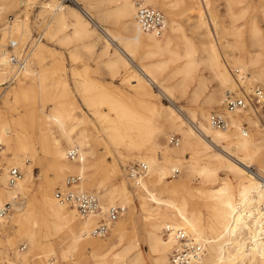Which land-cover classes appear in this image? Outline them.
Wrapping results in <instances>:
<instances>
[{"label":"bare ground","instance_id":"1","mask_svg":"<svg viewBox=\"0 0 264 264\" xmlns=\"http://www.w3.org/2000/svg\"><path fill=\"white\" fill-rule=\"evenodd\" d=\"M17 1L0 0V14L18 4ZM78 1L75 0L76 5L62 6L60 2L56 4L53 0L46 4V8L52 13V24L56 31L71 25L72 35H66L63 39L65 41L72 37L86 36L93 37V43L96 44L100 40L97 33L101 34L104 40L103 53L111 57L108 59L107 67L116 73L119 69L125 70L126 74L122 77V82L128 86L131 97L137 98L136 105L143 109L144 113L141 114L133 110L128 103L119 102L115 96L111 102L107 99L104 101L98 99L93 102L87 94L89 88L84 86L80 88V95L86 106L99 122L104 123L101 143L104 142L107 153L112 155L111 149L116 153H120V150H127V152L134 150L137 161L147 166L145 177L138 181L127 174L126 176L132 181L131 185L137 191L139 207L147 221L148 249L154 255L155 264H174L170 259L174 240L171 234L163 236L166 227L186 231L202 246L200 256L188 264H264V122L259 114L252 111L246 113L244 110L241 113L229 115L232 125L230 129L217 130L209 124L210 112L204 109L203 103H198L194 109L187 110V115L177 110L173 106L172 87L164 86L160 80V75L170 68L169 64L184 59L181 66L174 68L173 71L170 70L171 75L182 76L177 84L182 95L195 81L191 91V97L195 98L199 93L205 92L206 86L205 78L196 77L194 71L201 63H205L210 79L217 83V88L207 92L205 96L204 103L209 107L213 103L222 105L223 98L220 93L223 89H226L225 92L229 90L239 94L242 86L247 92L252 90L246 87L245 81L250 85L253 83V85L255 83L264 85V65L255 66L258 62L264 61V50L259 49L254 54L245 53L241 28L234 26V23L239 17H243L246 11H255L264 19V0H258L255 3L251 0L226 1V10L232 23L231 33L240 39L238 44L241 47L240 52L236 55L234 53L231 59L223 55L217 44L218 36L214 32L217 30V22L210 19L208 15L207 0H197L194 3L198 11L195 26L199 29L203 28L202 35L208 39L202 51L204 54L202 57H198L195 43L182 32V27L174 19V14L167 11L168 7L163 0H145L153 7L158 5L166 10L170 17L168 33L166 34L164 29L159 36L141 30L135 18L133 0H103L109 4L116 3V8L113 11H103L102 14L94 10L96 5L93 3L86 0ZM244 1H246L245 4L238 7ZM80 4L83 6L80 7ZM235 9H239V12ZM101 16H113L120 20L127 17L128 23L123 26L125 34L117 35L110 29L100 26L96 20H101ZM69 19H72V24ZM4 25L0 27L3 42L8 39L17 41L14 37H6V34L16 36L30 33L27 15L21 18L16 16L5 27ZM247 26L251 43L259 48L264 46V34L257 18H249ZM177 40L181 41V52L171 49L172 45H176ZM39 43H35L33 47ZM40 45L39 51L42 52L44 44ZM139 49L143 53L140 60L159 57L167 52L171 55L169 59L134 64L136 52ZM31 54L32 50L27 63ZM39 58L40 61L43 59L41 56ZM27 63L18 75L24 71ZM12 67L8 54L4 51L0 56V85L6 83L10 71L12 74ZM131 67L134 69L130 70ZM14 69L13 67V71ZM232 69L235 73L237 72V75L232 74ZM49 79L45 69H40L38 84L40 110L43 111L46 101H52L53 108L51 113L38 114L40 120L38 135L35 131L32 111L29 113L30 123L25 128L24 136H16L15 141L10 138L8 127L4 124L0 125V147L1 143L6 146L7 153H10L9 163L20 168L22 173L16 183L10 185L6 173L8 167L5 168V172L3 168L0 171V209L7 203L10 205L6 215L0 217V229L9 211L13 226V234L10 235L6 234L4 229L0 230V242L12 247L14 240L23 238L27 247L24 252L16 251L15 260L9 264H29L30 262H32L30 264H47L49 260H52L54 264H60V262L80 264L82 259H72V253L81 251L87 246L91 248L90 256L97 264H143L134 232L132 231L127 239L124 237L126 224L114 221L115 224L111 228V234L117 243L124 246L121 252H112L109 242L92 238L98 237L92 234V228L96 225V221L98 222V216H100L99 219L102 218L109 206H116L115 204L118 203L123 210H129V218L134 207L128 198L126 181L119 175L115 164L107 171L102 170L105 175L100 180H95L86 173L89 169H94L96 173L101 172L97 168V163L88 165L90 158L94 157L95 148L90 144L85 129L75 131L74 126H67L68 121L78 120L80 123L83 119L72 115L75 109L74 101L67 97L69 90L64 78L58 77L56 84L49 82ZM153 84L158 86L159 95L167 97L172 102L171 105L154 102L158 94L153 92ZM22 93L26 95L25 90H22ZM103 103L109 105V109L115 113L113 118L99 110ZM221 109L223 110L222 106ZM243 120L247 124H252L256 135L249 134V125L247 133L243 134L241 127ZM49 125H54L59 138L53 137L49 147H44L43 142L48 134H53ZM168 132L180 134L181 144L179 146L178 139V144H172L174 147L165 146L163 153L166 159L160 161L156 157L160 147L159 141ZM36 135L40 150L49 154L51 158L49 164L53 169L54 179H62L65 171L72 172V175L79 176L80 179L71 188L74 191L89 192L87 190L92 191L94 190L92 187L95 186L96 193H89L95 194L97 198L100 194L106 201V207L100 206L99 203L98 211L81 217L75 207L68 210L69 205L58 200L57 202L46 187L42 191L37 206L33 205L31 200H22V195H27L32 189L34 180L31 163H24L26 160L29 161V158L22 159V156H26L29 148H33L35 141L33 139H36ZM150 140L152 141L150 147L142 145V142ZM72 148H76L79 152L74 160L67 158V151ZM184 152L191 154L190 159L182 158ZM254 160H257L260 165L257 173L251 170ZM201 161L204 162L199 164ZM180 168L210 185L220 180L214 187H201L197 190L205 206L211 211L206 224L202 212L193 206L194 194L188 190V187L182 186V183L170 186L164 182L169 171L175 176ZM220 169H225L236 179V190H233L225 178H219ZM85 175L89 177L86 181L82 179ZM114 176H120V182L106 186V182H110ZM65 180L66 178L63 181L62 190L65 189ZM155 186H158V192H155ZM182 191L185 194H181ZM163 195L166 196L163 198ZM76 213L80 218L76 216ZM60 232L63 234L61 240L67 241V246L60 252V260H58L51 240L54 233Z\"/></svg>","mask_w":264,"mask_h":264},{"label":"rangeland","instance_id":"2","mask_svg":"<svg viewBox=\"0 0 264 264\" xmlns=\"http://www.w3.org/2000/svg\"><path fill=\"white\" fill-rule=\"evenodd\" d=\"M53 0H18V4L7 8L0 14V26L7 25L10 21H13L16 16L23 17L24 15L28 16V24L30 33L26 34H18V35H8L6 37H14L17 39L20 45H23L30 41V38L33 35L39 34L41 36V41L39 44L33 47L32 54L30 57L29 62L27 63L24 71L16 78V80L12 83H9L8 76L6 79V83L0 85V125L4 124L8 127L10 132V138L15 141V137H23L25 133V128H27L29 122V113L32 111L34 113V121H35V131L37 135L39 134V125L40 120L38 114L40 113H51L53 108L52 101L44 102V109L41 111V102L39 99V91H38V84H39V75L40 69H45V73L50 78L49 82L55 83L58 77L64 78L67 88L69 90L67 97L74 101L75 109L72 111V115L82 118L83 120L79 123L78 120L76 121H68L67 126L71 125L75 127V131L79 130H86L87 131V138L89 139L90 144L92 145L95 151L94 157L90 158L88 165H92L97 163V168L100 169L101 172H95V170H88L86 173L91 175L92 178L95 180H100L105 174L102 170L107 171L111 169L113 164L119 170V175L122 176L127 185L128 190V198L132 203L133 211L130 214L129 218V210H124L121 216L116 220L117 222L120 221L125 225V235L126 239L130 236L132 231L137 239L139 244V249L141 252V257L143 260V264H155L154 255L150 253L148 249L147 243V221L144 218L143 212L140 210L139 207V199L137 196V191L131 185V182L126 176V166L128 164L139 162L137 158L134 156L136 152L134 150L128 151L127 150H120V153H116L113 149H111V153H107L104 148V142L101 143L102 138V126L104 125L103 122H99L92 114L91 110L86 106L83 98L80 95V88L84 86L85 88H89L87 91L90 100L96 102V100H110L113 101L115 98L121 103H128L130 107L133 108L135 111H139L143 114V109L136 105L138 103L137 98L131 97V93L128 90V86L122 82V77L126 74L125 70L119 69V72L111 71L107 67L108 59L111 57L108 54L103 53V44L104 40L101 34L97 33L100 36V40L93 43V37H81V38H69L68 40H63L66 35H72V27L71 25L67 28L56 31L54 25L52 24V13L49 12V9L46 8L47 3H51ZM78 1V0H77ZM88 2L93 3L95 6V11L99 12L100 14L103 11H113L116 8V3H106L103 0H86ZM197 0H163L168 7L167 11H171L174 14V19L178 22L179 26L182 27V32L187 35L192 41L195 43L196 48L198 49V57H202L203 49L206 47L208 43V39L202 35L204 29L196 28V15L198 11L196 10L197 5L194 4ZM227 0H207L208 3V15L210 19H214L217 22V30H214L217 33V44L221 48V52L223 55L227 56L228 59L230 57L238 54L241 50L239 43L240 39H237L234 34L231 33V25L230 18L227 13L226 7ZM252 2H257L258 0H251ZM59 1L55 0L57 4ZM79 2V1H78ZM246 1L240 3L238 7H242ZM61 4V3H60ZM62 6H69L63 5ZM150 5V4H149ZM83 4H80L82 7ZM156 8L161 10L166 19V27L165 32L168 33V23L170 20L167 11L161 8L160 6L156 5ZM237 9V8H236ZM239 12V9L236 10ZM203 12V11H202ZM256 17L259 25L262 29V34H264V19L261 18L260 14L256 13L255 11H246L243 17H239L238 20L234 23L235 27L241 28L242 32V40L244 44L245 53L254 54L259 49L264 50V46L261 48L257 47L250 40L248 36V26L247 22L249 18ZM72 19H69L70 24H72ZM97 23L105 28L110 29L114 34L117 35H124L123 26L128 23V18L124 19H117L116 17H103L101 16V20H96ZM8 22V23H7ZM4 25V27H5ZM247 31V32H246ZM4 32V31H3ZM179 34V33H178ZM40 44H44L43 51L40 52ZM176 45H172V50H178V52L182 51V44L180 40H177L175 43ZM179 46L177 47V45ZM228 45V46H227ZM253 45V46H252ZM205 46V47H204ZM231 46V47H230ZM240 48V49H239ZM233 51V52H232ZM229 54V55H228ZM170 53H165L162 56H155L153 58H146L143 60L142 56L143 53L139 49L136 52L135 63L143 62L144 64L150 61H154L156 59H169ZM39 56L43 59L40 61ZM138 57V58H137ZM137 58V59H136ZM184 59H180L172 64H169L170 68L165 70L160 75V80L164 86L172 87V101L173 106L182 112L184 115H187V110H192L196 107L198 103L205 105L204 109L208 111L211 110H220L221 104L213 103L212 106L205 104V96L212 90L217 88V83L210 79L208 74V68L206 67L205 63H201L194 71V75L197 77L201 76L205 80V92L199 93L197 97H191V91L194 88L195 81L190 84L186 93L182 95L180 90L177 87L178 82L181 80L180 74L171 75V71L174 68L181 66ZM57 63V64H56ZM54 65V66H53ZM264 65V61L258 62L255 66L260 67ZM51 69V70H50ZM134 69L131 67L130 70ZM172 69V70H171ZM171 70V71H170ZM250 71V70H249ZM13 72V67H12ZM248 72V70H247ZM231 76V73H229ZM232 74L237 75L232 69ZM11 75V71H10ZM231 78H233L231 76ZM256 82V81H255ZM246 87L248 86L249 89H252L255 86H262L261 84L250 85L246 81L244 82ZM54 84V85H55ZM175 86V87H174ZM24 88V89H23ZM234 88V87H233ZM22 90L26 91V95L22 93ZM152 90L154 93H157V97H155L154 102L156 104L162 103L164 105H171L172 102L165 96L159 95V88L156 84L152 85ZM226 89H223L220 93V96L223 98ZM189 92V93H188ZM208 92V93H207ZM249 92V91H248ZM116 94V95H113ZM120 96V97H119ZM188 96V97H187ZM31 97V98H30ZM115 99V100H116ZM33 102H32V101ZM132 101V102H130ZM200 101V102H199ZM32 104V105H31ZM99 110L109 115L110 117H114L115 113L109 109V105L103 103L100 105ZM246 113L248 111H245ZM250 113V112H249ZM251 114V113H250ZM254 116V115H253ZM254 118H256L254 116ZM244 122V120H243ZM246 123V122H245ZM247 124V123H246ZM250 131L249 134L256 135L255 129L251 123H248ZM53 134H48L46 140L43 142L44 147H49L50 142L52 141L53 137H57L58 133L54 125H49ZM23 132V133H22ZM176 134L179 137V146H180V134L178 133H171L168 132L165 137L161 138L159 141L160 147L156 152V157L163 161L166 159L163 151L164 147H174L169 142V136ZM36 135V139L33 142V148H29L26 156H22L23 158H29V161H24L25 164L32 165V170L34 173V180H33V187L27 195H22V200L30 201L31 203L37 206L39 203V199L41 198L42 191L46 187L49 190V193L55 198V191L56 189H63L62 184L64 179L68 175H72V172L65 171L63 174V178L60 180L54 179L53 169L50 167V156L46 152H42L40 150V145L37 142L38 136ZM95 139L99 141H94ZM13 141V143H14ZM142 145L145 147H150L152 145V141H144ZM2 152L0 155V166L3 168V172H5V168L9 166H13L9 163L10 153H7L6 146L1 143ZM130 153L132 155H130ZM33 155V157H32ZM132 156V158L129 157ZM127 156V157H126ZM191 154L189 152H184L182 158L190 159ZM34 158V159H33ZM204 161L199 162L203 163ZM260 165L257 160L253 161V165L251 170L254 173L259 171ZM20 169V168H19ZM21 171V169H20ZM89 172V173H88ZM45 173V174H44ZM22 175V173H21ZM120 176H114L110 182H106V186H110L111 183H119ZM219 178L223 177L231 184L233 190L237 188L236 179L232 176V174L228 173L225 169H220L218 171ZM88 180L89 177L83 176L82 179ZM91 180V179H89ZM165 184L170 186L175 184L182 183V186L188 187V190L194 194L193 197V206L199 209L203 214V220L206 224L209 221L211 211L205 206V202L199 194L197 193L198 188L201 187H214L219 184V181H216L214 184L210 185L204 182L202 179L195 175H189L185 169L180 168L179 172L175 173V176L169 171L166 174L164 179ZM65 187V185H64ZM155 192H158V186H155ZM94 190H87L89 192L96 193L95 186L92 187ZM184 191L181 192L183 194ZM185 194V193H184ZM166 195H163V198ZM21 197V195L19 196ZM26 197V198H25ZM98 199L100 206L103 205L106 207V201L98 194ZM58 202V201H57ZM70 207H67L70 210L72 205L66 203ZM119 206L118 203L115 204ZM10 206V205H9ZM104 212V211H103ZM11 215L10 211L5 219L4 223L1 226L0 230H5L6 234L10 235L13 234V226L11 225V220L9 216ZM76 216L80 218L77 213ZM98 216V220H99ZM96 219V220H97ZM115 221V222H116ZM97 224V221H96ZM113 223L108 233L104 237H92L94 240L97 241H105L110 243V247L112 246V252H121L123 249L122 244H118L116 239L111 234V228L114 226ZM95 226V225H94ZM93 229V228H92ZM164 236V235H163ZM165 237V236H164ZM63 234L54 233L52 236V245L55 247V257L56 259L60 260V252L62 249H65L67 246V241H62ZM126 242V241H125ZM124 243V242H123ZM27 249L26 242L23 238H17L14 240V246L9 247L4 242H0V264H9L15 260L16 251L24 252ZM90 247H86L85 249L79 251H75L72 253V259L77 260L81 258L80 264H97L95 259L90 256ZM34 255V253H32ZM32 263V262H30ZM29 263V264H30ZM62 264V262H60Z\"/></svg>","mask_w":264,"mask_h":264},{"label":"built area","instance_id":"3","mask_svg":"<svg viewBox=\"0 0 264 264\" xmlns=\"http://www.w3.org/2000/svg\"><path fill=\"white\" fill-rule=\"evenodd\" d=\"M63 5H76L75 0H58ZM135 6V18L139 26L144 32H151L157 36L161 35L165 29V16L161 10L146 3L145 0H133ZM1 27V26H0ZM41 41L39 34L33 35L30 41L20 45L14 39L2 41V32L0 28V56L5 51L8 54L9 62L15 68L12 74L8 77V82L12 83L16 80L17 75L27 63L28 56L33 48V45ZM19 76V75H18ZM222 109L212 110L209 113V124L217 130H228L232 127L230 116L241 111H252L260 115L264 122V87L255 86L251 91L240 89V93L236 94L233 91L225 92L222 99ZM243 134L247 133V124L241 123ZM179 137L173 134L169 137L171 144H178ZM1 152V147H0ZM76 148L67 151V158L74 160L78 157ZM1 155V153H0ZM2 167L0 166V171ZM177 172V171H176ZM7 180L10 185H14L21 177V171L18 167L9 166L7 168ZM147 166L144 163L134 162L126 166V174L138 181L145 177ZM79 176L68 175L65 180V189H56L55 197L62 203H69L75 207L81 217H86L99 210V200L97 196L89 192L74 191L71 187L79 181ZM9 209V203L5 204L0 209V217L6 215ZM123 208L119 206H109L103 217L100 218L97 224L93 227L92 234L94 236L103 237L108 233L110 226L122 214ZM163 232L164 236L171 234L174 240V248L170 255V259L174 264H188V262L196 260L202 253V246L198 241H195L186 231L182 229H174L166 227ZM47 264H54L49 260Z\"/></svg>","mask_w":264,"mask_h":264}]
</instances>
